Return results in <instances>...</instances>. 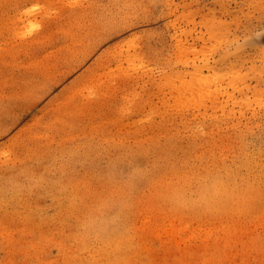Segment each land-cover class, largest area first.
<instances>
[{
	"label": "rangeland",
	"instance_id": "374dc122",
	"mask_svg": "<svg viewBox=\"0 0 264 264\" xmlns=\"http://www.w3.org/2000/svg\"><path fill=\"white\" fill-rule=\"evenodd\" d=\"M0 264H264V0H0Z\"/></svg>",
	"mask_w": 264,
	"mask_h": 264
}]
</instances>
